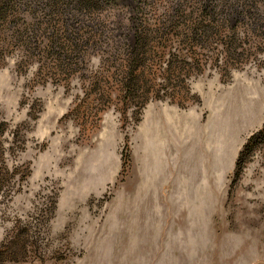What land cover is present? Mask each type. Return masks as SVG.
Instances as JSON below:
<instances>
[{"label":"rangeland","instance_id":"374dc122","mask_svg":"<svg viewBox=\"0 0 264 264\" xmlns=\"http://www.w3.org/2000/svg\"><path fill=\"white\" fill-rule=\"evenodd\" d=\"M0 264H264V0H0Z\"/></svg>","mask_w":264,"mask_h":264},{"label":"trees","instance_id":"16d2710c","mask_svg":"<svg viewBox=\"0 0 264 264\" xmlns=\"http://www.w3.org/2000/svg\"><path fill=\"white\" fill-rule=\"evenodd\" d=\"M240 161H241V159H240Z\"/></svg>","mask_w":264,"mask_h":264}]
</instances>
